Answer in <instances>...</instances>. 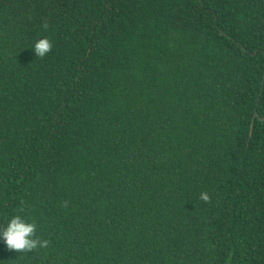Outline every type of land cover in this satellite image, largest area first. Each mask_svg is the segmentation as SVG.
I'll list each match as a JSON object with an SVG mask.
<instances>
[{
	"label": "trees",
	"instance_id": "16d2710c",
	"mask_svg": "<svg viewBox=\"0 0 264 264\" xmlns=\"http://www.w3.org/2000/svg\"><path fill=\"white\" fill-rule=\"evenodd\" d=\"M260 118L264 0H0V264H264Z\"/></svg>",
	"mask_w": 264,
	"mask_h": 264
},
{
	"label": "clouds",
	"instance_id": "9594fccd",
	"mask_svg": "<svg viewBox=\"0 0 264 264\" xmlns=\"http://www.w3.org/2000/svg\"><path fill=\"white\" fill-rule=\"evenodd\" d=\"M45 29L47 24L44 25ZM34 52L36 57L43 58L52 50V43L47 38H41L34 44ZM200 199L209 202L210 197L206 192L200 194ZM37 225L28 222L20 215L13 216L7 225L0 230V238L4 240L9 250L21 253H28L38 248H47L50 241L41 239L36 234Z\"/></svg>",
	"mask_w": 264,
	"mask_h": 264
},
{
	"label": "water",
	"instance_id": "95a60500",
	"mask_svg": "<svg viewBox=\"0 0 264 264\" xmlns=\"http://www.w3.org/2000/svg\"><path fill=\"white\" fill-rule=\"evenodd\" d=\"M253 118H258V114L255 112ZM261 121H264V118H260Z\"/></svg>",
	"mask_w": 264,
	"mask_h": 264
}]
</instances>
